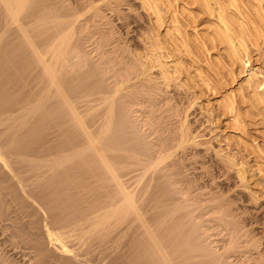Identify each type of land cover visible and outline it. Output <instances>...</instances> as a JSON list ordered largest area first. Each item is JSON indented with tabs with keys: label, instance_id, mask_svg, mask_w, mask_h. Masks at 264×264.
I'll return each instance as SVG.
<instances>
[{
	"label": "bare ground",
	"instance_id": "obj_1",
	"mask_svg": "<svg viewBox=\"0 0 264 264\" xmlns=\"http://www.w3.org/2000/svg\"><path fill=\"white\" fill-rule=\"evenodd\" d=\"M100 1L103 2L102 5H96L95 0H0L1 16L5 20L3 35L14 30L16 31L15 34H18V37L21 38L20 42L17 41L19 44H16V42L10 48L8 47L9 50L5 49L8 52L12 49L19 52L25 51L26 63H30L29 66H33L34 69L38 70L37 72H39L44 86L40 88L41 93L39 95V91L37 95H34L37 96L36 98L32 95L33 98L30 99L32 100L31 103H34L32 105L30 102L28 103L30 106L25 108L22 117L18 114L20 117L12 118L10 114L4 116V113V115H2V112L0 113V174L5 177L0 178V208H8L7 203L3 201L4 196L1 195V192L15 191L19 196L12 195L11 197L14 201L21 200L17 203L19 208L20 205L22 208L24 207L23 201L25 198L26 201L30 200V206L38 208L37 212L43 209V205L37 204L36 198L34 199L31 193L38 190L44 191L42 187L45 186V182L40 187L34 182L37 185L35 187L32 181L24 179L25 189L19 187L16 189L17 184L15 183L17 181L14 182L15 178L19 180L25 177V173L28 175L27 170L22 171L24 169L21 166L22 163L28 170L32 168L30 171L32 170L35 174L38 173V179L41 171H45V175L48 172L47 178L52 177L50 174H53L55 183L52 185L54 186L50 185L49 182L47 185L49 184L51 189L54 187L52 194L55 197L54 204L61 201L63 198L62 192L64 191V189L62 190L64 181L61 180L63 173L61 160H64V167L65 164H69L67 166L74 170L72 173L77 172L80 175L81 171L82 175L91 177L93 183L94 181L97 182L94 184H97L96 189L97 187L100 188L102 196L105 195L103 197L105 200L101 199V203L99 198H95L94 202L92 201L93 205L88 201L93 211L90 213V218L85 220L84 217L83 221H85V234H87L89 240V236L93 239L92 236L100 232L99 235L104 236V231L105 233L106 231H112V234L114 231L116 237H113V239L116 240V243L118 240L123 239L126 240L124 242L129 244V246L123 244L128 246L124 250L128 251L130 248L129 255L128 253L127 255L134 264H142V262H145V264H233L229 260L230 256L234 253L242 255L245 252L242 240L243 238L247 239L248 233L246 234L243 229L245 226L240 220L241 216L238 218V213L235 212L237 208L233 207V199L226 196L229 175L225 170L228 165L225 164L228 161L220 160L221 163H225L223 164L225 166L219 167L218 172H214V170L212 172L205 165V161L201 159L202 161L199 163L204 171L202 173L209 176L211 184L203 183V181L200 183L202 176L199 177L200 174L194 172L196 168H193L194 165L191 164L193 158L195 159L196 148L199 145L195 140L196 135L188 127L187 113L180 114L174 106L175 111L170 114L174 117L173 121H169L168 117L167 120L163 119L164 117L159 120L161 116L156 121L153 120L155 119V113H157L155 111L162 109L161 97L165 90L167 91L166 88L170 86L169 83L173 79L178 80L179 75L185 71L183 68L182 72L183 65L180 61H175L173 63L174 67L170 68L167 62L162 61L168 58L167 54L171 53L172 49H166L167 44L165 46L158 39L159 31L154 26L156 23L153 24L156 31L155 37L152 35L153 32L151 37H149L150 34L147 35L150 42H148V47L146 42L145 49H131L126 46V42H123V47L118 46L119 30L113 24L114 21H110L101 11L106 8L112 13H115L114 11L119 13V7L125 0ZM179 1L182 4L193 6L192 11H189L193 16L188 14V16H191L190 18L205 14V18L202 19L203 15L201 19L208 25L206 27L207 32L203 33L202 36L200 35V39L198 37L193 39L192 43L187 39L186 34H182L183 37L181 36L180 41L177 36H173L171 42L175 44V47L177 48L175 43L177 40L182 46L181 49L173 50L180 52L184 60L191 61L190 57L191 55L193 57L195 52H208L210 47L216 49L217 59H214L213 64L211 63L213 66L208 65L207 69L208 75L211 77L210 81L217 84H224L234 75L243 73L247 68L245 65L247 62L245 42L262 46V48L264 46V0H220L219 3L217 2L218 18L216 20H212L210 17V0ZM140 2H142L140 7L147 12L150 20L152 22L154 20L160 25L163 19L160 14L162 8L168 14L171 7H176L174 4L170 6L171 0H142ZM182 10L186 11V9ZM28 18L30 23L32 18V26L27 25L29 28H25L27 26L23 27V21L25 19L26 21L29 20ZM1 34L2 32L0 36ZM235 40L238 43H235ZM2 42L0 38V46ZM88 42L95 45L90 50H87L84 46ZM2 50L4 49L1 48L0 51ZM13 52L10 53L12 56L10 54L7 56V62H4L8 66L11 57L14 58L18 55V53H15L16 56H13ZM0 54L2 55V53ZM19 57H21V54ZM23 57L25 58L22 55ZM3 58L2 61L5 60L4 56ZM6 65H3V67H6ZM24 66L23 69L20 68L21 71L24 70ZM156 67L159 68L158 78L150 75V71L155 70ZM11 68V70L15 69V67ZM174 74H178V77L175 78ZM201 77L202 71L199 70L200 81L208 82L205 79L206 76ZM258 86L259 83L254 82L251 90L246 89L248 92L246 99L239 94L238 96H233L232 93L228 94L222 102L217 104L215 109L217 113L226 116L231 121L230 124H232L233 129L241 134H245L249 125L252 126L256 123V117L262 116L264 118V107L261 95L257 91ZM1 100L4 101L2 98ZM171 109L173 108L169 110ZM134 114L138 116L133 119ZM162 114L159 113V115ZM35 115H39L41 119L46 118L47 121L44 122L51 125L55 120L67 121L74 129L77 138L81 140L80 146L72 147L73 150L70 147L73 152L66 153V156H64L65 154H60V156L56 153L54 157L50 155L47 164L43 160L41 162L29 161L27 153L23 152L21 154L19 150H12L16 130L24 123L29 124L30 118H34ZM137 123H139L138 125L148 126L146 127L149 128L148 132L143 131L144 133H142V126L141 129L138 128ZM2 126H5V129H2ZM15 151L17 152L15 153ZM69 154L71 156L69 157L70 160L65 163ZM36 163L42 164L37 165ZM18 165L22 168L20 172ZM190 166L192 168H188ZM258 171L264 174V167H258ZM222 175L223 178L218 180ZM70 177L72 178L73 175ZM239 177L241 178V176ZM54 179L52 180L54 181ZM72 181L68 182L66 187L72 185L75 189L78 181L73 179ZM38 184L41 185V182H38ZM22 188L24 187L22 186ZM97 192H95L96 197ZM101 194H99L100 197H102ZM51 201H53V197ZM147 202L150 203L147 205L148 207L146 206ZM143 205L150 210H144ZM52 208L55 209L53 211L63 210L57 204L51 206L50 211H52ZM88 208L90 207L88 206ZM5 211V215L8 214L7 210ZM43 213L45 214V212ZM75 214L76 212L73 211L70 215H73L72 218L75 221L72 223L77 230L80 229L81 225L79 226L80 221L77 222V218H74ZM35 221L41 222L37 219ZM59 221L60 219L57 226ZM76 226L78 227L76 228ZM48 228L46 234L49 233L48 235H50L51 233L53 235L52 232L55 229ZM68 228L67 226L66 229ZM56 229L59 230V227H56ZM14 231L18 233V237L21 235V231L24 236V238L21 236L23 240H29L27 234H25L26 230L23 233V229L17 227ZM82 233L81 235L84 236ZM220 234H223V237L217 241L216 238ZM53 237V239L50 238L51 241H55L54 247H52L53 250L60 251V255L63 249L67 252L65 247H62V234L57 233ZM212 237H216L215 240L212 241ZM86 238L83 242L86 241ZM96 240L98 243L99 240ZM31 241L33 242V240ZM217 242L221 244L220 248L217 247L218 249L213 247ZM251 242L250 245L247 244L251 250L245 253L256 249L255 243L251 244ZM119 243L120 247L122 243L121 241ZM86 244L84 243L85 246ZM89 247L87 246V248ZM56 251L55 253H57ZM40 253L44 257L43 252L39 251V258H41ZM63 255L62 253L61 256ZM0 264H13V262L11 263L10 260L8 261L7 258L0 255Z\"/></svg>",
	"mask_w": 264,
	"mask_h": 264
},
{
	"label": "rangeland",
	"instance_id": "obj_2",
	"mask_svg": "<svg viewBox=\"0 0 264 264\" xmlns=\"http://www.w3.org/2000/svg\"><path fill=\"white\" fill-rule=\"evenodd\" d=\"M71 1H74V0H71ZM95 1H96V5L103 4V2L100 0H95ZM140 1L142 0H136V1L135 0H125L124 3H122L123 5L122 4L120 5L119 7L120 9L118 8L120 11L119 12L120 14L118 12L117 14L116 11H114L115 13H112L110 12V10H106V8L105 9L103 8L101 11L102 14H105L106 17L109 18L110 21L112 22L114 21L113 24L115 25V27L118 28L119 41L117 42V45L120 47H123L124 43L126 42L125 43L126 46L130 47L131 49H136V48L145 49L146 42L147 43L150 42L147 39V35L150 34L149 37H151L156 32L153 27L154 23H156L154 24V26H156V29H158L159 31L158 39L165 46L167 44L166 49L168 50L181 49L182 46H181V43L179 44V41L181 40L180 39L181 36L183 37L182 34L184 35L186 34L187 39L190 41V43H192L193 39H195L196 37L200 39L203 33L205 34L207 32L206 27L208 24L202 20L203 18H205L206 16L205 14H199V15H196L195 17L190 18L191 16H193L192 14L189 13V11L193 7L192 5L189 6L188 4H185V3L182 4L181 1L179 0H176V1L171 0L170 6L174 4V6L176 5V7H171L168 14L164 12V9L162 8V11L160 12V14L162 15L163 19H162V24L160 25L158 24V22H154V20L152 22L150 20V17L148 16L147 12L143 10V8L140 7L142 3ZM219 1L220 0H210L209 1V6L211 9L210 17L212 20H216V18H218L217 2L219 3ZM182 9H186V11H183ZM188 14L191 16H188ZM1 15L2 14L0 10V33L2 32L0 38L3 41L1 44V46L2 45L3 46L2 47L0 46V50L1 48L4 49L0 51V53H2V55L5 57V60L2 61L3 56L0 54V61H1L0 62V89H1L0 97L2 96L1 98L4 99V101L3 100L0 101V113L2 112V115L5 114L4 116L6 115L9 116L10 114L12 118H17V117H20L18 116V114L21 115V117H22V114L24 115L25 108L27 106H30V104L28 103L32 102L31 99L33 98L35 94L37 95L38 91H39L38 95L41 93L40 88L44 86L41 81L39 72H37L38 70L34 69L33 66H29L30 63L28 62H27L28 63L27 65L26 63L27 56L25 54V51L19 52V51H16L15 49H12L8 52L11 45L13 46L17 41L20 42L21 38L18 37L19 36L18 34H15L16 31L14 30H11V31H14L13 33L9 31L8 33L3 35L5 20L2 18ZM151 22L152 24L150 26ZM25 25L26 26L28 25L29 27L32 26V18H31V23H30V19L27 21L25 19V21H23V27H25ZM28 26L25 28H29ZM177 28L179 29V31ZM142 33H143V36H142ZM178 33H180L181 35ZM173 36L178 37L179 41L177 40L175 42L177 45V48L175 47V44L171 42V38ZM142 40H143L144 45L142 43ZM19 42H17L16 44H19ZM235 43H238V41L235 40ZM245 45H246L245 53L247 55L246 57L247 62L245 65L247 68L245 69L243 73L239 75H234L233 78L228 79L227 80L228 82L226 81L224 84H217L214 81H210L211 77L208 75L209 73L207 69L208 65L213 66L212 64L215 61L214 59H217V56L215 55L216 49L210 47L208 48V52H197L198 54L195 52V54H193V57L192 55L190 57L191 61L184 60V57L181 56L180 52L178 53V51L176 50H173V51L171 50V53L169 52L167 54L168 58L162 61L167 62L170 68L174 67L173 63H175V61L176 62L180 61L181 64L183 65L182 72H183V68L185 71L179 75L180 79L179 78H177L178 80L173 79L174 81L172 80L169 83L170 86L166 88L167 89V91L165 90L166 93L164 92L161 97L162 101L160 102V104H162V107H161L162 109H158L157 111H155L157 113H155V117H154L155 119L153 120L156 121V119L157 118L159 119V117L161 116L159 120H161L162 117H164L163 119L167 120L166 118L168 117L169 121H173L174 117L171 116L170 114L174 113L175 109L180 114L187 113L186 118L188 119L187 120L188 127H190L189 129L191 130V132L194 133V135H196L195 140L199 145L196 148L197 154L195 156V159L193 158V160H195L196 162H194L192 159L191 160L193 161V163L191 160L190 161H191V164L194 165V166L192 165L193 168L194 167L196 168L195 169L196 171L194 170V172L197 174H200L199 177L202 176V180L200 181V183L203 181V183L211 184L209 176L206 174L203 175L204 171L201 168V164L199 163L200 161L204 160L205 165L210 168L209 170L211 171L214 170V172L215 171L218 172L219 167L222 168V165L225 164L224 162L221 163L220 160L228 161L229 164L228 163L225 164V165H228V167L226 166V169L225 167H223L227 171V174L229 175V178H228L229 184L227 185L228 189L226 190V193L228 195L226 194V196L227 197L229 196L233 199V207L235 209L237 208L235 212L236 214L238 213L237 214L238 218L241 216L240 220L242 221V223H244L243 225L246 227V228L243 227V229L246 232V234L248 233L247 239L243 238L242 240V246L244 245V248L246 249V250L244 249V251L247 252L248 250H251V248L249 249V246H248L250 245L251 241H252L251 244L255 243L256 245L255 246L256 249H252L253 253L251 251H249V253L244 252L242 255H237L236 253H234L232 256H230L229 260L233 264L234 263L247 264V262L248 264H264V174L258 171V167L260 168L261 166L262 168L264 167L263 166V163H264L263 161L264 160V118L262 116L256 117L255 120L257 124L255 123L252 126L249 125L246 128L247 134L246 132L245 134H241L240 132L233 129L232 124H230L231 121L228 120L226 116H224L223 114L217 113L215 110L217 107V104L222 102L223 99L228 96V94L232 93L233 96L235 95L238 96L239 94V95H242L244 99H246L247 93H248L247 90L248 89L251 90L254 82L259 83V86L257 87V91L261 95L262 103H263L262 105L264 107V46L262 48V46L261 47L255 46L254 44H250V42H245ZM84 46L87 50H90L95 45L92 44L91 42H88ZM148 46H149V43L147 44V47ZM5 48L8 50H6ZM108 49H112V48H108ZM12 52H13V56L14 55L16 56L15 53H18L17 55L18 59L16 60L17 56L14 57L15 59L11 57V59L8 61V63L10 62L11 64L9 63V66H8V64L6 65V63L4 62H7L8 60L7 56H9V54ZM202 53L205 55H203ZM20 54H21V57H19ZM10 55L12 56V54ZM22 55L25 56V58L24 57L22 58ZM22 59L25 61L26 64L23 63L24 61ZM18 61H20L19 64H18ZM3 65L4 66L6 65V67H3ZM23 66H24V70L21 71L20 68L22 67L23 69ZM11 67L13 68L15 67V69L11 70L12 69ZM199 70L202 71V77L206 76L205 79L208 80V82L200 81ZM151 72L153 73L151 74ZM150 75L151 77L158 78L159 68L156 67L155 70L152 69L150 71ZM173 76L176 78L178 77V74H174ZM175 85H176V88H175ZM5 92H6V95H5ZM34 97L36 98L37 96H34ZM26 102H27V105H26ZM33 103H31V105ZM23 106L25 107L23 108ZM174 106H175V109H174ZM21 108L24 111H22ZM168 108L169 109L173 108V109L169 110ZM159 110H160L159 112L160 114L163 113L162 115H159L158 113ZM42 113H40V115H42ZM135 116L137 117L138 115L134 114L133 119ZM43 119H41L39 115L38 116L35 115L34 118L33 117L30 118L28 122L29 124L24 123L19 129H17L18 131L16 130V138L14 140V145L12 146L13 148L12 150H17V151L19 150L21 154L23 152L27 153L29 161L41 162L43 160L47 164L49 160L48 158L51 157L50 155L54 157L56 154L57 155L65 154L64 156H66V153L68 154V152L69 153L73 152L72 147L76 148L80 146L81 140L77 138V136L75 135L74 129H72V126L67 121L64 122L63 120H55L54 123L51 125L50 123H45L47 121L46 118H43ZM138 124L139 123H137V125ZM69 126L70 128H68ZM141 126L142 124L138 125V128L141 129ZM146 127L148 126H142V129H141L142 133H144L143 131H145V133L148 132L147 130L149 128L147 129ZM149 127H151V125H149ZM2 129H5V126ZM244 146L246 149L244 148ZM70 147L72 148V150ZM17 151H15V153ZM69 157H71L70 154L68 158H66L65 163L67 162V160L68 161L70 160ZM260 159L261 160L263 159V160L261 161ZM61 162H62L61 166L63 170L61 180L64 181L62 190L64 189V191L62 192L63 193L62 200L57 203L55 202V204H54L55 197L52 196L54 192L53 191L54 187H52L51 189V186H49V184L47 185L48 182L51 183L50 185L55 183V179L53 178L54 175L50 174V176L52 175V177L47 178L48 172H46L47 175H45V171L43 172L41 171L39 172V179H38L37 178L38 173H36L37 174L36 175L32 170L30 171V169L32 168L28 170L27 167L22 163L21 166L22 168H24L22 170L21 166L18 165L19 172L21 170L23 172L27 170L28 175H26L25 173V177L23 179H19L20 181L17 178H15L14 182L17 181V183H15L17 184L16 189H18V187L20 189H25L24 182L27 179L32 181L35 187L37 185L38 187H40L42 186V183L45 182V186L43 184L45 188L42 187L44 191L38 190L39 192L36 191V192L31 193L33 194L32 196L34 197V199L36 198L35 201L37 202V204L41 206L43 205L42 206L43 209H40L39 212H37L38 208L36 206H30L29 204L30 200L26 201L25 198H24V201L22 200L24 207L22 208L20 205V208H19L17 203L21 202V200L14 201L12 200V197H11L12 195L17 196L18 193H16L15 191L1 192V195L4 196L3 201L7 203L8 208L7 209L0 208V255L2 257L4 256L5 258H7L8 261L10 260L11 263L13 262V264H45V263L51 264V262L52 264H77V263L78 264H89V263L90 264H124V263L134 264V262L131 261L130 260L131 258L128 256L129 255L128 252H130L129 251L130 248L128 249V251L124 250V249H127L129 244L127 242H124L126 240H123V239L118 240V242L116 243L115 242L116 240L113 239V237L114 238L116 237V233L114 231H113V234H112V231L111 232L106 231V233L104 231L103 233L105 235L102 233V235L104 236L99 235L101 233L100 232L96 234L95 236H92V238L94 237L93 239H91V236H89L91 241L89 240L87 234H85L86 233L84 229L85 221H83L84 217H85V220L86 218L87 219L90 218V213L91 211H93L91 209L92 208L91 205H93L92 201L93 200L95 201V198L96 199L99 198L100 199L99 202L101 203L102 202L101 199H103L105 195L102 196L103 194H101L99 190L100 188L97 187L98 192L99 194H101L102 197L99 196L97 189H96L97 184L94 185L97 182L94 181L93 183V180H91L92 179L91 177H89L88 175H84V174L82 175L81 171H80V175H78L79 173L77 174L76 171H75L76 173H72L74 172V170L67 166L69 164L67 165L65 164V167H64V163H63L64 160L63 161L61 160ZM41 164H37V165H41ZM43 164L46 165L45 163ZM188 168H192V167L190 166ZM32 173L35 174V177H34V174ZM131 174H136V173H131ZM72 175L74 178L70 177ZM42 176H43V180H42ZM239 176H241L242 179ZM1 177L5 178L4 176L0 174V178ZM67 177L69 179H66ZM46 178L48 181L46 180ZM222 178H223V175L220 176L218 180ZM52 179H54V181ZM72 179L74 181L75 180L78 181V179H80L77 183L78 186L76 185L75 189H73L74 186L72 185L71 186L69 185L66 187L68 182H73ZM34 182L37 185H35ZM38 182L39 183L41 182V185H39ZM215 182H218V181H215ZM87 183H88V186H87ZM22 186L24 188H22ZM98 186H99V183H98ZM45 189H47L48 191H46ZM69 190H70V194H69ZM40 191H42V193H40ZM95 192H97V197H96ZM91 196H93L94 199ZM52 197H53V201H51ZM42 198H44L43 201H41ZM103 200H105V198ZM88 201L91 202L92 204L90 205ZM96 203L94 204L97 205ZM56 204L61 207V210L63 208V210L53 211L55 209L52 208V211H50L51 206H54ZM148 204L150 203L147 202L146 206ZM88 206L90 208H88ZM143 208L146 211L150 210V209H147L145 205H143ZM3 210L4 211L7 210L8 214L6 213L5 215L6 211L4 212ZM73 211L76 212L74 216L75 219L76 218L78 219V220L76 219V221L77 222L80 221L79 223V226L81 225L80 229L81 227H83V229L81 230L80 229L76 230L74 228V225L72 222L75 220H73L72 218L73 215H70ZM43 212H45V214ZM65 212L67 215L65 214ZM79 214L81 215L79 216ZM82 214L84 215L83 218H82ZM36 219L41 220V222L35 221ZM59 219H60L59 225L61 226L59 225L57 226ZM31 221H33L35 225H33ZM65 221L67 222V226L69 227L68 229H66L67 226H66ZM37 222L39 223V226ZM47 226L50 227L52 230L54 229L57 230L56 227H59V230L57 231L54 230L53 231L54 233L52 232V234L53 235L57 233L62 234L63 236L62 239L64 242V243L62 242L63 244L62 247H65V250L67 251L65 252L63 249V252H61V255L62 253L64 254L63 256L60 255V251H58L59 252L58 253L56 250H53L52 247H54L55 241L54 240L51 241L54 238L53 235H51V233H50L51 236L48 235L49 233L46 234L47 230L49 229ZM17 227L18 229L19 228H21V230L23 229V233H25V230L27 231L25 234H27V237L29 238L30 241L29 240L27 241L26 236H25L26 240L25 241L23 240L24 236L22 235L21 231H20L21 235L18 237V233L14 231V229H16ZM77 227L78 226H76V228ZM12 230L14 231L15 236ZM29 231H30V234H29ZM79 232H80V235H81V232H83L82 234L84 236L82 235L80 236ZM21 236H23V238ZM30 236H32V238H30ZM33 236H35L36 238ZM96 236L98 237L96 238ZM105 236L106 238L104 241ZM220 236H218L217 238L212 237L211 239L213 241L215 240L214 238H216V240L218 241V240H221V238L223 237V234H220ZM46 237H48L49 239ZM86 237L88 238V240ZM84 238H86L85 242H83ZM96 239L99 240L98 243ZM101 239H102V242H101ZM31 240H33L34 243ZM120 241L122 244L119 247ZM43 242L45 243V245ZM90 242L92 243V245ZM84 243L86 244V246L84 245ZM124 243L127 244L128 246L123 245ZM87 246L88 247L90 246V247L87 248ZM220 246H221L220 242H217L216 245L215 244L213 245V247L215 248L217 247L220 248ZM38 248L41 250H39ZM107 248H108V251H107ZM51 249L54 252L53 254H52ZM36 251L38 252V254ZM39 251L43 252L42 254L44 255V257H42L40 253L41 258H39ZM55 251L57 253H55ZM124 256H126L125 259H124ZM79 261L80 262L82 261L83 263H80ZM142 264H145V262H142Z\"/></svg>",
	"mask_w": 264,
	"mask_h": 264
}]
</instances>
